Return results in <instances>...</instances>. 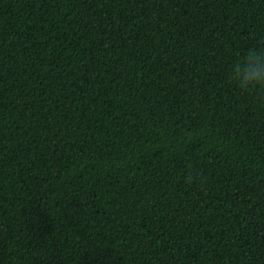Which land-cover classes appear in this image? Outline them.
Instances as JSON below:
<instances>
[{
	"label": "trees",
	"instance_id": "1",
	"mask_svg": "<svg viewBox=\"0 0 264 264\" xmlns=\"http://www.w3.org/2000/svg\"><path fill=\"white\" fill-rule=\"evenodd\" d=\"M259 46L264 0H0V264H264Z\"/></svg>",
	"mask_w": 264,
	"mask_h": 264
},
{
	"label": "clouds",
	"instance_id": "2",
	"mask_svg": "<svg viewBox=\"0 0 264 264\" xmlns=\"http://www.w3.org/2000/svg\"><path fill=\"white\" fill-rule=\"evenodd\" d=\"M227 80L241 92L264 96V46L248 48L238 56L227 70Z\"/></svg>",
	"mask_w": 264,
	"mask_h": 264
}]
</instances>
